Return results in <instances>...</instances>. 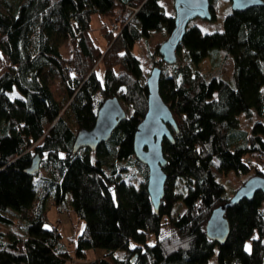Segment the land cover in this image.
I'll list each match as a JSON object with an SVG mask.
<instances>
[{
    "label": "trees",
    "instance_id": "trees-1",
    "mask_svg": "<svg viewBox=\"0 0 264 264\" xmlns=\"http://www.w3.org/2000/svg\"><path fill=\"white\" fill-rule=\"evenodd\" d=\"M219 1L211 0L212 19ZM126 5L138 7L134 18L113 30L117 9L132 12ZM96 13L108 17L98 36ZM174 26L162 0H0V264H68L59 226L47 225L50 196L85 221L78 258L106 249L88 264H264L262 191L227 208L224 241L206 229L213 210L232 197L220 180L226 172L264 175V4H230L222 30L189 24L175 63L163 61L160 44L149 52L150 66L162 67L160 93L178 125L169 124L174 141L163 140L167 181L156 210L149 167L134 149L149 95L148 62L135 45ZM207 56L211 68L202 71ZM115 95L132 113L95 150L74 151L77 131L92 128L103 101ZM61 96L77 129L63 115ZM243 112L257 115L250 128L242 126ZM36 154L40 169L30 174L25 169Z\"/></svg>",
    "mask_w": 264,
    "mask_h": 264
},
{
    "label": "water",
    "instance_id": "water-1",
    "mask_svg": "<svg viewBox=\"0 0 264 264\" xmlns=\"http://www.w3.org/2000/svg\"><path fill=\"white\" fill-rule=\"evenodd\" d=\"M231 2L234 10L264 4V0H231ZM174 6L175 26L159 45L163 61L169 64L175 63L178 59L177 50L191 19L201 17L211 20L214 13L211 0H174ZM161 75L162 67L153 66L147 77L148 109L138 124L134 137L136 155L149 167L148 190L156 210L159 209L164 197L167 181V173L164 169L167 158L163 149V140L167 137L174 141L169 124L178 130L173 112L160 93ZM127 116V109L118 96L106 98L98 109L94 126L77 131L74 151H78L81 147L95 150L102 141L110 138L119 122ZM40 163L41 156L36 154L31 164L25 169L26 172L34 174L40 169ZM257 191L264 193L263 174L257 173L248 177L228 201L213 210L206 224L208 235L213 239L224 241L230 229L229 220L226 217L227 208L243 198H253Z\"/></svg>",
    "mask_w": 264,
    "mask_h": 264
},
{
    "label": "rangeland",
    "instance_id": "rangeland-1",
    "mask_svg": "<svg viewBox=\"0 0 264 264\" xmlns=\"http://www.w3.org/2000/svg\"><path fill=\"white\" fill-rule=\"evenodd\" d=\"M162 3L165 6V9L167 13L175 15L176 10L174 6V0H162ZM232 5L231 0H220L219 1V8L217 17L215 19H204L201 17H195L191 19L189 22L190 25H198L204 32H211L215 30H222L224 28V17L228 11V7ZM108 17L105 15H100L98 13L94 14L93 16V33L95 36L100 35L99 34V27L102 24V22L107 21ZM162 30L161 31H155L151 38L148 40L147 44H144L143 42H138L135 45L136 51L143 57L145 61L148 62L146 68H145V78H147L153 68V66H150V56L149 52H154L155 47L163 42L167 37ZM212 57L207 56L198 67L202 71H207L211 68V62ZM213 64V63H212ZM97 73L100 78L104 79V72L105 67L104 64L101 62L97 65ZM216 66V65H214ZM233 73V57L230 56V58L227 59L226 63L224 64V75L226 77L231 76ZM264 85V80H263ZM66 97H60L61 103L63 105L62 112L63 115L66 117L69 124L74 128L77 129V123L75 121L74 115L70 109V107L67 104ZM128 114L132 113V110L129 106H126ZM246 114L243 112L240 115V118L242 120V126L244 127H250L251 124L257 119V115H253L252 117H245ZM245 117V118H244ZM259 164L261 168L264 170V160H260ZM252 171H250L247 174H238L234 170H230L226 172L223 177L220 178V180L225 184L227 194L234 195L238 187L241 185V183L250 176ZM135 183H138V179H134ZM71 194H67L68 202H70ZM53 196H50L47 201V209H48V215H49V222L47 225H57L60 228V231L62 233V240L65 243L69 253L70 257L67 259L68 264H88L89 260H92L94 258H97L99 256H102L106 249L102 247L97 248H90L87 251L85 258H78L76 253V240L78 238V235L81 233L82 229L84 228L85 221L77 216V214L73 210H59L58 206L53 203ZM264 208V204H263ZM258 231L255 230L253 233V237H257ZM252 237V238H253ZM252 238H249L245 242V248L247 250L252 249ZM150 241L155 242L156 236L153 234L150 239ZM117 255L122 256L123 250L117 249L116 251ZM78 262V263H77Z\"/></svg>",
    "mask_w": 264,
    "mask_h": 264
},
{
    "label": "built area",
    "instance_id": "built-area-1",
    "mask_svg": "<svg viewBox=\"0 0 264 264\" xmlns=\"http://www.w3.org/2000/svg\"><path fill=\"white\" fill-rule=\"evenodd\" d=\"M127 8L129 7V9H132V12L130 13L129 11L127 10H123V8H119L117 9L116 11V14L112 16V18L110 19V26L111 28L114 30V29H119L120 28V25L122 22H124L125 24H128L132 21V19L134 18L137 10H138V7L136 6H129V5H126ZM68 70L70 71V73L72 75L75 74V68L72 64H69L68 65Z\"/></svg>",
    "mask_w": 264,
    "mask_h": 264
},
{
    "label": "crops",
    "instance_id": "crops-1",
    "mask_svg": "<svg viewBox=\"0 0 264 264\" xmlns=\"http://www.w3.org/2000/svg\"><path fill=\"white\" fill-rule=\"evenodd\" d=\"M229 76H230V75H229ZM263 88H264V85H263ZM240 115H241V114H240ZM245 117H246V116H245ZM245 117H244V118H245ZM241 123H242V120H241ZM251 125H252V124H251ZM244 127H245V126H244ZM250 127H251V126H250ZM250 127H246V128H250ZM88 250H89V249H88ZM88 250H87V251H88ZM77 263H78V262H77Z\"/></svg>",
    "mask_w": 264,
    "mask_h": 264
}]
</instances>
